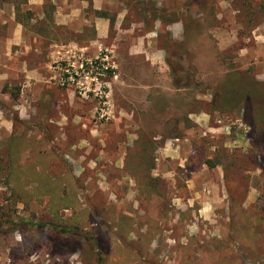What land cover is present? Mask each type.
Masks as SVG:
<instances>
[{"label":"rangeland","instance_id":"obj_1","mask_svg":"<svg viewBox=\"0 0 264 264\" xmlns=\"http://www.w3.org/2000/svg\"><path fill=\"white\" fill-rule=\"evenodd\" d=\"M7 1L0 264H264V0Z\"/></svg>","mask_w":264,"mask_h":264},{"label":"trees","instance_id":"obj_2","mask_svg":"<svg viewBox=\"0 0 264 264\" xmlns=\"http://www.w3.org/2000/svg\"><path fill=\"white\" fill-rule=\"evenodd\" d=\"M15 4V3H14ZM14 8H15V15H16V17H18V15H17V9H18V6H17V4L16 5H14ZM177 12H172V14L170 15L171 16V18H173L172 20L173 21H176V20H178L179 18H178V16H177V14H176ZM159 17V16H158ZM167 18V16H164V17H160V19H164V20H167L166 19ZM38 174V173H37ZM52 187H55V186H52ZM63 205V204H62ZM57 227V226H56ZM73 227L74 228H78V226L77 225H73ZM72 228V227H71ZM60 231H65V229L64 228H61L60 229Z\"/></svg>","mask_w":264,"mask_h":264},{"label":"crops","instance_id":"obj_3","mask_svg":"<svg viewBox=\"0 0 264 264\" xmlns=\"http://www.w3.org/2000/svg\"><path fill=\"white\" fill-rule=\"evenodd\" d=\"M2 5V6H1ZM3 5L5 6H8V1L7 0H4L3 2H2V0H0V8H2L3 7ZM1 23H5V21L4 22H1ZM19 27H22L21 26V24H19L18 25ZM1 40V39H0ZM1 42V41H0ZM8 42H9V38H7V37H5V39H4V43L7 45L8 44Z\"/></svg>","mask_w":264,"mask_h":264}]
</instances>
